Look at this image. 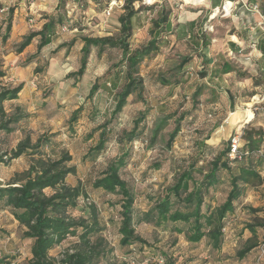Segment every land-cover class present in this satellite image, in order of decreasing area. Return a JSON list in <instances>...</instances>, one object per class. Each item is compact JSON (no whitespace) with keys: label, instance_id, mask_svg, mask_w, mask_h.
Instances as JSON below:
<instances>
[{"label":"rangeland","instance_id":"obj_1","mask_svg":"<svg viewBox=\"0 0 264 264\" xmlns=\"http://www.w3.org/2000/svg\"><path fill=\"white\" fill-rule=\"evenodd\" d=\"M104 1L101 0V5L91 4L85 9L72 6L71 3L65 8L72 22L81 23L87 22L89 17L101 20L103 16L109 17L105 15L106 11L111 15L114 13V16L124 12V0H110L106 6ZM236 1L245 0H223L220 10L209 12L202 20L205 30L213 31L217 27L220 31L225 28L224 37L230 38L232 31L228 19ZM15 2L13 0L6 6L12 8L13 13L11 36L4 45L1 44V34L4 33L8 11L7 8L4 13L0 11V69L5 74L0 77V90L18 85L22 89L17 99L2 103L0 122L14 117L17 121L10 124V132L0 130V155L6 159L11 150L25 139L35 145L40 138H49L47 145L30 148L28 152L39 150L43 160L70 158L64 164L73 167L74 172L67 175L65 184L79 186L81 194L76 206L69 208L67 213L75 220H85L87 224H92L95 217L97 222L95 231L86 243L77 237H68L49 251V257L58 262L66 254L81 250L92 255L93 264H156L158 258L162 259L163 264H264V161L258 160L255 163L257 178L239 182L242 194L234 210L223 219L221 242L217 247L208 243L206 237L197 243L188 242L184 233L178 234L173 229L175 225L182 227V223L168 221L157 225L138 219L176 183L180 173L190 168V164H194L191 170L193 180H203L210 169V162L226 147L232 132L240 131L244 139L254 137L255 142L259 141L258 146L264 148V100L253 96L249 102L239 104L237 112H231L229 117L216 115L207 102H216L219 95H216L218 97L215 100V92L211 93L214 90L211 87L204 92L205 79L201 74L205 71L199 58H194L195 50L183 42H168L142 61L139 71L144 80L143 90L140 94H131L120 113L114 116L110 124H106V128L113 126L112 133L104 150L91 158L90 150L96 145L101 130L99 128L109 118V112L107 116L101 113L96 119L91 117L92 103L85 97L87 77L77 82L71 73L80 65L82 45L79 39L89 35L104 36L105 29L100 25L101 29L97 32L86 30L82 35L77 33V29L62 31L53 39L49 49L38 53L40 37L35 36L21 53H16L14 46L25 35L39 31L44 21L42 17H34L29 13L35 5L15 8ZM206 2L154 0L149 3L148 0H136L132 4L134 9L141 6L145 8L141 10V22L135 25L129 40L131 48L147 42L149 35L144 19L152 11L160 9L166 14L177 16ZM227 3L231 4L227 5L230 9ZM151 4L155 6L149 11ZM224 6L223 10L221 7ZM210 22L214 24L209 25ZM108 23L110 25L105 28L111 35H117L115 20L109 17ZM88 24L93 26V22L89 21ZM30 58L32 61L28 62ZM89 58L87 76L101 78L106 72L115 70L113 67L120 63L121 51L118 48H106L98 56L96 48ZM183 58L188 59L187 64H183ZM237 64L240 71L246 72L247 69L242 70L245 64ZM123 81L121 79L120 85ZM104 100L101 97L96 104L101 110L109 103V97ZM78 108L79 114L73 121L71 118ZM140 112H143V132L135 141L127 142L121 133L132 129L133 120ZM250 112L255 120L252 119L248 125L250 121L245 120ZM239 116L243 120L240 121ZM176 124H179L180 130L170 141V133ZM258 133L263 134V137L255 136ZM123 149L127 150L128 159L119 175L132 190V226L135 233L144 240V243L126 246L121 244L118 231L121 197L92 186L93 180L103 174ZM38 155L24 154L7 165L0 163V182H23L32 167L38 169ZM230 166L233 169L231 172L236 174L237 170L233 165ZM30 174L33 175V172ZM230 178L229 170L220 172L218 183L204 193L202 211L213 209L224 202L231 188ZM189 182L191 185L193 181ZM53 192L50 188L44 190L45 195ZM182 206L177 202L174 204V208ZM22 232L23 227L18 224L12 210L0 207V258L6 259L9 264H28L31 258L32 241L25 239ZM240 251H244L241 257Z\"/></svg>","mask_w":264,"mask_h":264},{"label":"trees","instance_id":"obj_2","mask_svg":"<svg viewBox=\"0 0 264 264\" xmlns=\"http://www.w3.org/2000/svg\"><path fill=\"white\" fill-rule=\"evenodd\" d=\"M110 0L104 1L105 6ZM136 0H124L122 5L123 13L111 15V20H115L114 26L117 35H111L109 30L105 28L109 17L88 18L87 22H72L68 16V9L65 8L64 0H59L58 7L63 10L59 16L50 17L45 22L41 29L36 32H30L22 38V41L16 44L15 52L21 53L23 49L30 44L35 36L40 37L37 46V53L45 46H50L53 39L61 33V27L66 26L67 30L77 29V33L97 32L98 29H105L104 36H83L79 39L82 43L81 58L78 69L71 73L76 77V81H84L88 85L86 99L92 103L91 117L96 119L99 114L108 115L109 118L100 126L99 138L94 147L90 150L91 158H95L101 151L104 150L106 141L112 133L113 126L106 128V124H110L114 116H116L125 106L127 98L133 93H139L143 90L144 80L140 75V65L142 61L149 56L150 53L156 51L159 47L170 42V22L169 15L162 10L152 11L149 17H144L147 22V32L149 38L147 42L139 47L131 48L129 40L135 30V25L141 22V10L145 7L141 6L134 9L132 4ZM249 3V0L247 1ZM251 3H258L260 0H251ZM101 5V0H75L74 5L80 6L82 9L88 8L89 5ZM155 4L149 6V11ZM7 8V21L5 24L4 33L1 34V44L4 45L10 38L11 22H12V8ZM5 8L0 2V11L3 12ZM100 11V10H99ZM4 13V12H3ZM108 16V15H107ZM100 19V20H98ZM143 19V18H142ZM89 21L93 26H88ZM102 21V22H101ZM101 22L102 24H100ZM112 25V24H111ZM96 27V28H95ZM140 29V28H139ZM137 29V30H139ZM108 34V35H107ZM78 37V36H76ZM97 48V55L106 48H118L121 51L120 63L114 66L112 72H106L104 76L92 77L87 76V66L89 56L93 49ZM32 58L28 59V62ZM183 64H187L188 59L183 58ZM215 65L222 67L223 72H229V67L224 68L223 62H214ZM213 64V65H214ZM118 67V68H117ZM205 72H202V76ZM4 72L0 69V77L4 76ZM237 77H245V73L236 70ZM123 79V84L120 81ZM255 83H259L255 81ZM22 86L18 85L13 88H3L0 90V113L3 114L2 103L6 100H13L18 98ZM244 95L249 96L252 92H245ZM198 95L199 92H198ZM219 95V94H218ZM101 97L108 99L109 103L104 106L103 110L96 105ZM215 100L218 96L215 95ZM219 99L214 103L209 100L211 109L216 115L226 116L228 112L234 111V100L232 94H227L226 97L219 95ZM104 100V102H105ZM80 108L75 110L73 121L77 119ZM143 112L133 120V127L128 131H123L122 137L127 142H133L139 138L144 129L142 124ZM17 121L16 118H10L6 121L0 122V130L6 132L11 131L10 124ZM180 126L176 124L170 133V141L178 133ZM258 138L263 137V134H255ZM254 137L247 139L241 138V145L234 157H230V138H228L227 145L221 149L214 159L210 162V169L204 175L203 180L195 181L192 178V169L194 164H190V168L184 169L178 180L174 185L166 190V193L157 200L153 207L138 216L139 220L147 222H154L161 225L166 222L182 223V227L175 225L174 231L178 234L184 233L185 238L190 243H197L202 238L206 237L208 243L213 247H217L221 242L222 228L224 226V217L227 213L232 212L237 204L236 201L240 198L242 192L240 188V181L247 182L250 178H257L258 172L255 169V163L258 160L264 161V148L258 146ZM49 143V138H40L35 145H31L28 139L17 145L11 150L9 156L4 159L0 155V163L8 164L11 160L18 158L21 155L39 154L38 169L31 168L28 176L23 182L3 184L0 182V207L2 209H11L18 224L23 227L22 235L25 239L32 241L30 246L31 258L28 264H93L92 255L83 252L75 251L66 254L63 259L55 262L49 257V251L55 246L59 245L68 237H77L81 242L86 243L88 237L93 234L96 229V220L92 224H87L85 220H75L68 215L67 210L76 206L77 198L81 194L79 186H68L65 184V179L68 174L74 172L73 167H66L64 161L69 160V157H64L60 160H43L38 152H28V149L40 148ZM239 156V157H238ZM128 159V152L123 149L120 155L112 160L107 169L102 175L95 178L92 186L96 189L117 194L121 197V212H120V242L122 245H131L133 243H144V240L135 233L133 224L134 210L133 202L134 196L130 187L120 177L119 171L126 165ZM230 165L234 166L237 173H232ZM222 170H229L231 174V188L229 189L226 198L219 206L202 211L204 201V193L209 187L218 183V176ZM33 172V175L30 173ZM189 181H193L190 185ZM46 188L53 189L51 195H45ZM171 195L173 198L171 199ZM182 204V208H174L175 203ZM249 250L246 249L244 251ZM239 252V256L244 253ZM0 264H9L6 259L0 258Z\"/></svg>","mask_w":264,"mask_h":264},{"label":"crops","instance_id":"obj_3","mask_svg":"<svg viewBox=\"0 0 264 264\" xmlns=\"http://www.w3.org/2000/svg\"><path fill=\"white\" fill-rule=\"evenodd\" d=\"M14 1H16L14 3L15 8H21L23 5L30 8L31 4L35 5L29 13L34 17H42L44 23L50 17L59 16L63 12L58 7L59 0ZM222 1L207 0L206 4L191 11H185L184 14L169 15L171 28L169 38L172 44L183 42L195 50L194 58L196 56L199 58L202 62L201 67L205 71L203 75V79H205L204 92L212 88L214 90L211 93L215 92L214 95L219 94L221 99L226 97L227 94H232V99L235 102L233 112H237L239 104L249 102L253 96H259L264 100V25H261V19L264 20V0H260L259 12L248 10L241 2H237L233 6L231 17L228 19L232 31L230 38L224 37L225 28H221V32L217 27L213 31H207L202 24V20L209 12L220 10ZM0 2L6 9V6L13 0H0ZM69 3L73 6L75 0H64L65 7ZM249 3H251V0H249ZM212 24L214 23H209V25ZM79 44L82 45L80 41ZM49 48L50 46H45L41 49V52ZM215 61L223 62L224 68L229 67L231 71L223 72L222 67L214 64ZM238 62L245 64V68H242V70L247 69L244 72L245 77L239 78L235 75L236 70L240 71ZM255 81L259 83H255ZM243 90L252 92V94L246 96ZM230 113H227L228 117ZM228 117L226 120L227 125ZM252 119L255 120V116ZM252 119L247 123L248 125L253 121Z\"/></svg>","mask_w":264,"mask_h":264},{"label":"built area","instance_id":"obj_4","mask_svg":"<svg viewBox=\"0 0 264 264\" xmlns=\"http://www.w3.org/2000/svg\"><path fill=\"white\" fill-rule=\"evenodd\" d=\"M240 2V1H236L235 3ZM241 3L245 6V8H247L248 10H251L253 12H259V8H258V3H247V1H241ZM231 5V4H230ZM227 6V4H226ZM221 7L223 10L225 9V7ZM229 7V6H227ZM230 9V7H229ZM105 15H109V11H106ZM263 25H264V20H263ZM67 28L66 26L61 27V31H66ZM230 138V157H234L237 154V151L241 145V138H242V133L240 131H234L232 132V134L229 136ZM239 157V156H238ZM156 264H163V261L161 258H158L156 260Z\"/></svg>","mask_w":264,"mask_h":264},{"label":"bare ground","instance_id":"obj_5","mask_svg":"<svg viewBox=\"0 0 264 264\" xmlns=\"http://www.w3.org/2000/svg\"><path fill=\"white\" fill-rule=\"evenodd\" d=\"M154 0H148V2L149 3H151V2H153ZM186 3H189V2H198V1H200V0H184ZM230 3H227V5H229ZM218 10V9H217ZM216 10V11H217ZM234 39H235V37H233ZM243 117V116H242ZM248 117V119H246L245 121H250L251 119H252V117H253V113L252 112H250L248 115H246V118ZM239 118V120L241 121V120H243V119H240V116L238 117Z\"/></svg>","mask_w":264,"mask_h":264}]
</instances>
